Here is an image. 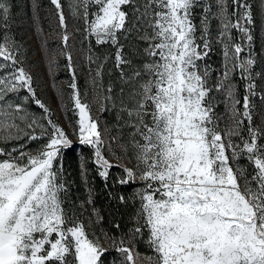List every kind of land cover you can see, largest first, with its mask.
<instances>
[{"label":"snow or ice","instance_id":"1","mask_svg":"<svg viewBox=\"0 0 264 264\" xmlns=\"http://www.w3.org/2000/svg\"><path fill=\"white\" fill-rule=\"evenodd\" d=\"M50 2L71 77V132L39 97L11 33L14 5L0 0V264H107L110 251L120 258L112 264H264V119H254L264 117L254 101L264 109V52L254 48L264 0L259 25L250 0H69L83 25V94L62 0ZM49 67H59L55 55ZM94 105L115 123L102 125ZM73 135L91 150L80 163L86 186L91 163L106 188L131 189L116 197L133 207L126 230L96 231L99 211L85 217L91 188L79 213L69 199Z\"/></svg>","mask_w":264,"mask_h":264},{"label":"rangeland","instance_id":"2","mask_svg":"<svg viewBox=\"0 0 264 264\" xmlns=\"http://www.w3.org/2000/svg\"><path fill=\"white\" fill-rule=\"evenodd\" d=\"M11 2L14 5V21L12 24L11 33L15 35L16 40L19 42L26 66L30 68L35 77L38 95L52 110L54 114L53 118L57 120L60 125L64 126L69 132H71L72 129L70 122L71 124H75L77 116L74 114L71 101L68 99L69 89L67 88V84L71 77L65 68L67 62L63 56L59 55V51L63 47L61 42L63 32L59 27V21L56 15L55 7L51 4L50 0H35L36 5H38V7L35 9L33 8L34 0H11ZM68 2L69 0H62L68 24L67 30L71 34L69 44L73 45L69 50L72 51L74 63L78 66V85L80 87L81 93L83 94L86 91H90L88 73L85 68L84 52L80 49V42L84 39L83 25L82 22L72 18L71 13L68 10ZM250 2L255 6L254 10L257 13V24L259 25L260 0H250ZM36 16L39 17L38 20L35 19ZM78 28L80 31H76ZM254 36L255 49L257 51L264 52V49L261 48V45H264V31L257 27ZM53 55H55V59L58 62L59 67H52L50 69L49 62ZM220 60L221 59L219 57H216L213 59V63L219 66ZM109 67H111V65H109ZM112 79L114 80L115 76H113ZM108 80L109 77L106 74L104 79L105 84L108 83ZM238 83L240 84V87L243 85L242 81H238ZM260 83L261 82L258 80L257 84L259 90ZM62 92L64 93L63 99L61 98ZM65 105H67V107ZM30 109L37 114L41 112V110L38 109L34 104H30ZM260 110H264L262 109L261 102ZM93 115L99 117L102 125L105 122H108L109 125L115 123L114 111L110 110L108 112L101 113L94 105ZM261 119H264V117L259 116L257 122H259ZM71 138L74 149L65 154L63 158V165L66 178L70 182L69 199L74 202L76 211L79 213V203L81 201H87L89 196V192L86 190V187L93 190V182L95 183L94 180L99 179L104 185V188L100 190L101 198H104L106 196L105 193H102V191L109 190L111 185L109 184V187H105L104 181L96 174V171L91 163L88 165L90 169L87 177L88 184L87 186L85 185L81 176L80 163L82 159H86L91 156V150L87 146L80 145L75 135H73ZM21 143H23V141H21ZM39 143L40 142H31L28 144V148L35 149L39 146ZM8 147L10 148L11 145ZM108 183H111L110 180ZM81 189H83L82 192ZM125 189L126 194L124 195H130L131 189L127 187H125ZM81 193L82 196H80ZM91 195L93 196V192ZM113 204L110 206L109 198L107 197L106 201L104 200L102 202V205L98 204L100 208L96 205L85 204V208L87 209L85 212V217H87L93 206L99 212H102L106 215L102 222L96 225L97 232H99L100 228L111 230L113 222L121 223L125 230L127 227H130L128 220L129 216L133 212V207L131 204L128 206L123 205V210L126 213V217L122 218V221H117L112 216L111 211L112 207L114 206ZM102 208L103 210L101 211L100 209ZM138 250L142 254L148 252V249L143 241L138 244ZM119 259V255L112 251H110L105 257L107 264H112V261L114 260L118 262Z\"/></svg>","mask_w":264,"mask_h":264},{"label":"trees","instance_id":"3","mask_svg":"<svg viewBox=\"0 0 264 264\" xmlns=\"http://www.w3.org/2000/svg\"><path fill=\"white\" fill-rule=\"evenodd\" d=\"M95 183L93 182V200H94V205H96L97 207L100 208L99 205H102V202L105 200L106 201V197L109 198V203H110V206L111 204H113L114 206L112 207V216L117 220V221H122L121 219L126 217L125 216V211L123 210V205L120 204L119 200L116 198L119 194H126V189L125 187L123 188H120V187H117V188H113V187H110L109 190H105V191H102V193H105V196L104 198H101V193H100V190L104 188V185L103 183L97 179V180H94ZM111 182V180H110ZM111 185V183H109ZM83 189H81V192H82ZM112 193V194H111ZM82 196V193L81 195ZM113 202V203H112ZM101 211L103 210L100 209ZM99 214L104 218L106 215L102 212H99Z\"/></svg>","mask_w":264,"mask_h":264},{"label":"built area","instance_id":"4","mask_svg":"<svg viewBox=\"0 0 264 264\" xmlns=\"http://www.w3.org/2000/svg\"><path fill=\"white\" fill-rule=\"evenodd\" d=\"M254 48H255V46H254ZM216 57H219L221 59L219 48L216 49V51L214 52V54L212 56V63H213V59L216 58ZM240 90H241V92H243V85L240 87ZM257 90L259 91V89H257ZM254 101L256 102L257 107H258V111H259L260 110V100H259V97H255L254 98ZM258 117L259 116H257V117L254 118L256 120V122H257Z\"/></svg>","mask_w":264,"mask_h":264}]
</instances>
